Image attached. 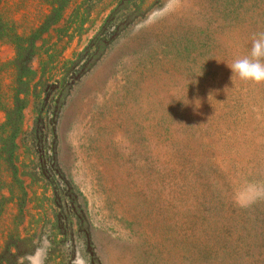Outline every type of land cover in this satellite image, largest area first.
Wrapping results in <instances>:
<instances>
[{"label":"rangeland","instance_id":"374dc122","mask_svg":"<svg viewBox=\"0 0 264 264\" xmlns=\"http://www.w3.org/2000/svg\"><path fill=\"white\" fill-rule=\"evenodd\" d=\"M262 32L264 0H0V264H264L232 199L264 83L227 66Z\"/></svg>","mask_w":264,"mask_h":264},{"label":"clouds","instance_id":"9594fccd","mask_svg":"<svg viewBox=\"0 0 264 264\" xmlns=\"http://www.w3.org/2000/svg\"><path fill=\"white\" fill-rule=\"evenodd\" d=\"M173 3L178 7L180 0H173ZM227 66L233 73L232 80L238 76L243 81L255 84L264 83V32L253 38L248 56L235 58ZM232 199L234 205L242 209L250 208L256 203L264 201V181L248 182L238 186L233 191ZM21 259L26 260L27 264H46V244H42L33 253Z\"/></svg>","mask_w":264,"mask_h":264},{"label":"trees","instance_id":"16d2710c","mask_svg":"<svg viewBox=\"0 0 264 264\" xmlns=\"http://www.w3.org/2000/svg\"><path fill=\"white\" fill-rule=\"evenodd\" d=\"M59 1H60V0H59ZM61 1H63V0H61ZM32 55H33V54H32ZM26 64H27V68H26V69H28L29 73H31V68H30L31 59L28 60V62H27ZM26 85H29V82H28Z\"/></svg>","mask_w":264,"mask_h":264}]
</instances>
